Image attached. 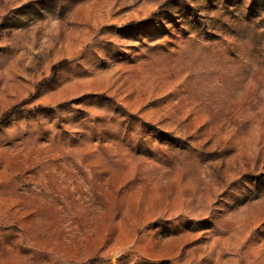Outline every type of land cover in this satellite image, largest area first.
I'll return each mask as SVG.
<instances>
[{"label":"rangeland","instance_id":"1","mask_svg":"<svg viewBox=\"0 0 264 264\" xmlns=\"http://www.w3.org/2000/svg\"><path fill=\"white\" fill-rule=\"evenodd\" d=\"M0 264H264V0H0Z\"/></svg>","mask_w":264,"mask_h":264}]
</instances>
